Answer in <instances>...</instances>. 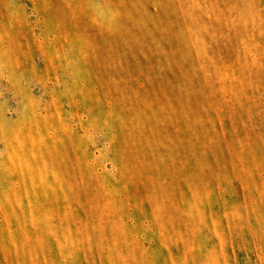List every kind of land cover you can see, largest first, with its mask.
Here are the masks:
<instances>
[{
	"label": "rangeland",
	"instance_id": "obj_1",
	"mask_svg": "<svg viewBox=\"0 0 264 264\" xmlns=\"http://www.w3.org/2000/svg\"><path fill=\"white\" fill-rule=\"evenodd\" d=\"M0 264H264V0H0Z\"/></svg>",
	"mask_w": 264,
	"mask_h": 264
}]
</instances>
